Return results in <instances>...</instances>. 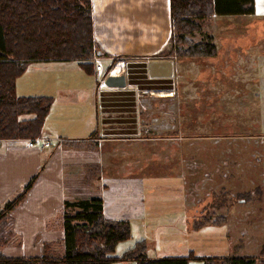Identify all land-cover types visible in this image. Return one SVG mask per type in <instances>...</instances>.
Wrapping results in <instances>:
<instances>
[{
  "label": "crops",
  "instance_id": "crops-1",
  "mask_svg": "<svg viewBox=\"0 0 264 264\" xmlns=\"http://www.w3.org/2000/svg\"><path fill=\"white\" fill-rule=\"evenodd\" d=\"M91 1L97 43L93 61L101 64L106 58L108 67L115 59L123 62L127 84L123 88L107 87L98 81L107 68L101 64V72L89 75L79 60L33 62L16 80L18 96L53 98L42 132V138L53 141L50 148L30 149L22 139L0 142L5 144L0 145V204L10 201L20 184L38 175L25 200L8 215L13 218V231L23 235L25 246L21 248L26 250H42L50 244L36 242V237L54 232L53 220L62 217L66 201L101 198L106 217L123 219L125 208H129L126 213L133 211L140 217V190L130 195L128 187L134 185L131 180L141 171L154 163L177 161L185 175L194 176L192 160L184 155L177 160L179 151L173 149L183 136L175 132V73L180 60L165 55L171 47L170 0ZM232 16L251 15L217 14L212 18ZM223 38L232 41L230 36ZM166 60L173 61V76L151 77L148 64ZM57 139L63 141L56 143ZM151 142L163 149L159 154L164 159L149 157L145 146ZM184 147L193 153V145ZM98 166L99 173H90ZM67 178L68 185L74 187L70 190H66ZM80 185L88 188L76 189Z\"/></svg>",
  "mask_w": 264,
  "mask_h": 264
},
{
  "label": "rangeland",
  "instance_id": "rangeland-1",
  "mask_svg": "<svg viewBox=\"0 0 264 264\" xmlns=\"http://www.w3.org/2000/svg\"><path fill=\"white\" fill-rule=\"evenodd\" d=\"M254 7L255 12L249 17H218L203 22V31L193 39L200 42L212 36L217 57L179 61L175 73V132L183 137L173 149L179 151L177 160L182 155L192 160L194 176L185 175L175 161L151 164L136 180H131L134 185L128 187V194L140 190V202L136 201L141 205L140 217L134 216L133 211L126 213L129 208H125L121 218L129 220L131 237L117 245L116 256L122 257L143 240L152 259L186 256L191 251L199 258L234 253L264 256V195L255 193L264 190V0H255ZM225 35L232 41H225ZM101 64L106 69L109 60L102 58ZM25 143L28 145V141ZM155 145L147 144L146 153L151 159H164L159 154L163 149L156 142ZM190 145L194 146L193 153L185 150L184 146ZM100 171L98 166L90 173ZM69 181L67 178L66 190L74 188L68 185ZM28 183L16 187L8 200L21 194ZM82 186L76 189L88 188ZM247 192L253 193L250 202H245ZM80 200L85 199L70 202ZM65 212L64 206L62 217L54 218L53 233L36 237V242L50 243L42 250L21 248L25 246L23 235L13 231V218L7 217L0 224V251L14 257L40 256L45 251L63 255L64 231L60 228ZM208 216H227L228 220L223 225L195 228L197 221Z\"/></svg>",
  "mask_w": 264,
  "mask_h": 264
},
{
  "label": "trees",
  "instance_id": "trees-1",
  "mask_svg": "<svg viewBox=\"0 0 264 264\" xmlns=\"http://www.w3.org/2000/svg\"><path fill=\"white\" fill-rule=\"evenodd\" d=\"M255 0H170L172 35L165 55L182 59L214 58L218 48L212 36L200 42L193 37L203 31V22L214 15H252ZM97 43L94 39L91 0H0V142L42 137L53 98L18 96L16 80L37 61H81L82 69L94 75ZM117 63L113 60L105 76ZM29 116V117H26ZM36 176L24 191L0 208V224L25 200ZM225 193V192H224ZM259 197L264 190L256 191ZM245 202L252 200L247 192ZM64 254L40 256H7L0 251V264H264V256L235 254L225 257L167 256L148 257L146 242L116 256L117 245L131 237V224L126 219L106 217L101 198L65 202ZM227 216L204 217L195 223L223 225Z\"/></svg>",
  "mask_w": 264,
  "mask_h": 264
},
{
  "label": "water",
  "instance_id": "water-1",
  "mask_svg": "<svg viewBox=\"0 0 264 264\" xmlns=\"http://www.w3.org/2000/svg\"><path fill=\"white\" fill-rule=\"evenodd\" d=\"M148 65L151 77H172L174 74L173 61H151ZM105 84L110 88H123L127 84L126 75H109L105 79Z\"/></svg>",
  "mask_w": 264,
  "mask_h": 264
},
{
  "label": "built area",
  "instance_id": "built-area-1",
  "mask_svg": "<svg viewBox=\"0 0 264 264\" xmlns=\"http://www.w3.org/2000/svg\"><path fill=\"white\" fill-rule=\"evenodd\" d=\"M117 65H114V67L110 70L109 75H113V76H119V75H123L126 73V66L123 62H117ZM102 65L100 63H97L96 65V70L101 72L103 70V67H101ZM103 75V74H102ZM104 78L100 80V78L98 79L99 82H102L103 84H105V79L107 78V76H103ZM28 147L30 149H36L39 151H43L47 148H50L53 145V141L48 140V139H44L42 137H36L33 139H28ZM63 140L62 139H57L56 143H61Z\"/></svg>",
  "mask_w": 264,
  "mask_h": 264
}]
</instances>
